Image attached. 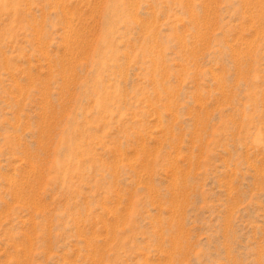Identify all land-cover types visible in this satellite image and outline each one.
<instances>
[{
  "label": "rangeland",
  "instance_id": "1",
  "mask_svg": "<svg viewBox=\"0 0 264 264\" xmlns=\"http://www.w3.org/2000/svg\"><path fill=\"white\" fill-rule=\"evenodd\" d=\"M0 264H264V0H0Z\"/></svg>",
  "mask_w": 264,
  "mask_h": 264
}]
</instances>
